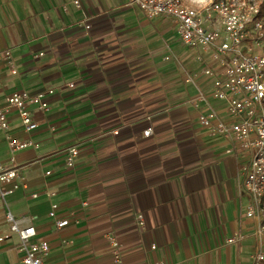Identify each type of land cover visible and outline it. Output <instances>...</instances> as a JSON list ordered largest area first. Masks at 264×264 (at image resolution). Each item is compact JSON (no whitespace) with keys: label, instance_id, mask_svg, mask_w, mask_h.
Masks as SVG:
<instances>
[{"label":"crops","instance_id":"obj_1","mask_svg":"<svg viewBox=\"0 0 264 264\" xmlns=\"http://www.w3.org/2000/svg\"><path fill=\"white\" fill-rule=\"evenodd\" d=\"M5 52L0 109L14 91L53 94L49 110L34 113L36 130L26 132L15 111L0 130V163L19 176L0 195V232L9 230L6 212L33 226L50 248L45 264H112L110 238L126 264L250 263L257 238L245 216L246 154L199 124L201 112L226 116L198 75L195 57L208 53L186 48L174 19H147L126 0H0ZM7 133L31 146L12 152ZM71 147L79 155L69 168ZM17 243L14 235L0 249V264H21Z\"/></svg>","mask_w":264,"mask_h":264},{"label":"built area","instance_id":"obj_2","mask_svg":"<svg viewBox=\"0 0 264 264\" xmlns=\"http://www.w3.org/2000/svg\"><path fill=\"white\" fill-rule=\"evenodd\" d=\"M134 5L147 19L157 16L175 20L179 41L189 49L208 53V61L202 55L195 60L199 63L198 75L211 82L210 97L219 103L226 119H219L218 110L201 114L199 124L213 137L232 139L239 143L246 154L241 165L243 189L248 194L249 205L245 216L256 222L257 246L249 264H264V15L261 14L263 0H211L188 6L184 0H126ZM73 5L80 7L78 1ZM42 55V54H40ZM10 52L0 54V60L11 62ZM72 85L70 84V87ZM53 91L31 96L26 92L14 91L0 109V130L8 131V112L18 114L24 130L28 133L38 128L35 112L49 110L48 96ZM205 95L193 101L204 102ZM151 129L145 131L148 136ZM12 152L25 150L29 141L16 140L6 134ZM79 155L76 147L66 151L64 160L73 167ZM49 175V172L47 173ZM19 178L15 167L5 168L0 163V185H11L9 190H1L4 198L18 188ZM36 197V195H33ZM57 205L51 206L49 217L56 218ZM5 219L9 230L0 232V249L15 235L18 239L16 250L23 254L21 264H45L49 255V245L37 239L33 226L19 227L10 212ZM139 227L143 228L142 215L137 216ZM69 224L67 220L57 221L58 228ZM237 235L228 238L227 243L236 242ZM114 248L112 264H126L118 251V243L110 238ZM154 249V246L151 247Z\"/></svg>","mask_w":264,"mask_h":264},{"label":"trees","instance_id":"obj_3","mask_svg":"<svg viewBox=\"0 0 264 264\" xmlns=\"http://www.w3.org/2000/svg\"><path fill=\"white\" fill-rule=\"evenodd\" d=\"M261 14L264 15V0H263V2L261 4Z\"/></svg>","mask_w":264,"mask_h":264}]
</instances>
